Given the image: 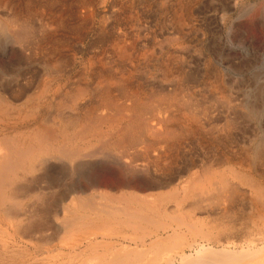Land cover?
<instances>
[{"label":"bare ground","instance_id":"bare-ground-1","mask_svg":"<svg viewBox=\"0 0 264 264\" xmlns=\"http://www.w3.org/2000/svg\"><path fill=\"white\" fill-rule=\"evenodd\" d=\"M32 1L0 0L7 12L0 35L34 55L45 47L51 58L43 63L49 74L33 84L14 72L0 77V264H264V173L254 172L264 165L263 145L255 147L250 161L238 158V168L221 159L214 162L217 168L189 162L187 170L177 171L183 144L204 131L196 117L177 125V118L161 116L149 98L160 106L169 96L152 92L142 100L143 90L131 75L106 68L109 55L89 71L84 67L71 76L65 70L70 62L63 59L71 51L57 34L84 40L89 22L100 27L95 45L110 42L123 60L134 59L131 41L119 28L120 14L133 12L132 6L124 0ZM183 2L176 6L182 9ZM37 16L49 19L39 29L33 24ZM179 104L189 107L187 101ZM110 165L127 181L93 183L90 169ZM56 171L76 177L70 188L52 190ZM138 176L150 186H131ZM242 186L249 189L252 214L249 224L238 228L229 209L245 202Z\"/></svg>","mask_w":264,"mask_h":264},{"label":"rangeland","instance_id":"rangeland-1","mask_svg":"<svg viewBox=\"0 0 264 264\" xmlns=\"http://www.w3.org/2000/svg\"><path fill=\"white\" fill-rule=\"evenodd\" d=\"M34 1L41 3L43 0H33L32 2ZM181 1H186L185 5L187 7L184 6V2L180 3L183 5L182 9L177 7L178 0H124L126 3L120 0L121 3H129L128 6H132L133 10V12H124V14L122 12L119 16V28L127 36V40L131 41L129 42L132 45L128 52L131 53L134 59H128L129 61L123 60L121 53L115 52L110 42L109 44L97 43L95 45L94 40L97 39L100 28L98 23H96V26H92L90 22L88 23L87 28H92L88 31L86 29L83 36L84 40L81 39V41L74 35L64 33V31L63 33L59 32V35L57 34L58 38L63 37L64 39H62L67 42L66 49L71 51L66 52L69 56L63 59L64 62H70L64 68L66 73L69 72L71 76H74L80 74L84 67L88 71L91 65L95 68L100 67V59L109 55L103 61L106 68L111 66L113 70L116 69L111 72H116L117 75H131L133 84H137L141 87V91L143 90L142 100H147L146 98H149L147 95L152 92L156 97L158 95L169 96L168 102L159 103L160 106L154 100L155 97L153 99L149 98L153 109H160L161 116L170 115V117L177 118V125H185L190 122L192 117H196L203 126L204 131L200 132V135L197 134L193 138H188L183 144L185 148L182 147L185 151L177 160V171L187 170L184 168L190 164H195L198 167L212 165L217 168L214 162L221 159L224 161L230 160L229 164H235L238 168V158L241 157V159L250 161L255 147L260 143V146L263 145L262 147H264V0ZM1 4L0 20L7 13L4 9V3ZM128 14L133 16L127 25L124 23H126L125 19L128 20L129 18ZM102 16V11H98L97 21ZM44 18L35 17L36 20H33V24L36 25V29L41 28V25L46 24L49 20L46 17ZM40 21L43 23H40ZM131 32L132 37L130 36ZM133 34H136V37ZM110 38L112 39V37ZM39 50L37 49L36 55H34L30 51L20 49V47L14 45L10 37L0 35V77H9L14 72V77L23 76L22 82L24 83L33 84L35 81L38 82L40 77L49 74L45 64L51 60V56H48L50 59H46L45 47L39 48ZM100 51L105 52L103 56H98L101 53ZM114 59H117L115 60L116 63L113 62ZM130 61L132 62L130 63ZM163 67H168L166 74L161 71ZM101 68H104V66L102 65ZM122 68L128 74L126 72L124 74ZM186 101L189 107L182 109L179 103L183 102L185 104ZM189 108L192 112H189ZM161 109H167V113H164ZM188 118L189 121L186 120ZM233 127L237 130L233 129L232 133ZM227 133L229 134L225 137ZM220 134H224L222 135L223 138ZM212 136L214 138H211ZM215 138L217 140H214ZM240 161L245 162L240 164L244 168L243 170H248L247 161ZM189 162L191 163L187 165ZM61 165L60 163L53 164V171ZM119 169L117 166L111 165L101 168L94 167L90 169L88 175L97 186H117L127 181L122 173L123 171ZM255 169L254 172H261L262 170L264 173V165L257 166ZM56 172H59L60 175H57V178L54 179L55 186H52V190L58 192V189L70 188L76 177H71L68 172ZM133 180L131 186L137 188L150 186L141 176L135 177ZM46 183H48L47 180ZM239 193L244 194L240 197L244 198L245 202L229 209L233 213L232 221H235L238 228L239 226L248 225L251 220L250 214H252V210L247 204L250 199L249 189L242 186ZM58 212H61V207L58 208ZM53 223L55 222L53 221Z\"/></svg>","mask_w":264,"mask_h":264}]
</instances>
